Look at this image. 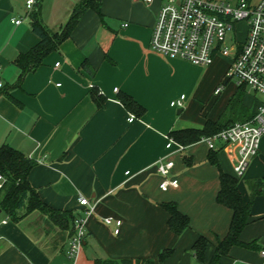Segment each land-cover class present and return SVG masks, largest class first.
<instances>
[{
  "label": "crops",
  "instance_id": "0c3cea01",
  "mask_svg": "<svg viewBox=\"0 0 264 264\" xmlns=\"http://www.w3.org/2000/svg\"><path fill=\"white\" fill-rule=\"evenodd\" d=\"M79 1L36 0L29 10L26 0H0V146L32 159L28 180L51 209L84 216L79 196L94 206L75 257L68 254V231L45 224L46 213L35 210L12 221L0 208V264H94L96 258L209 264L232 218V209L217 201L219 167L234 175L232 149L218 140L210 146L206 138L211 136L181 150L166 143L173 130L201 129L221 116L238 88L228 81L213 94L224 81L228 60L197 65L153 50L152 28L164 0H100L18 82L14 60L39 41L31 13L39 7L43 25L59 31ZM92 87L102 96L100 104ZM121 93L144 113L128 111L118 99ZM181 94L183 107L171 106ZM257 98L248 95L243 101L253 111ZM212 152L218 164L210 162ZM168 160L173 167L167 178L178 183L163 190L156 163ZM237 180L249 214L236 242L214 264H264V134ZM166 202L189 218L180 234L169 228ZM105 217L121 219L118 233ZM200 236L207 240L203 263L192 249ZM164 250L168 253L160 260Z\"/></svg>",
  "mask_w": 264,
  "mask_h": 264
},
{
  "label": "built area",
  "instance_id": "2783aa9c",
  "mask_svg": "<svg viewBox=\"0 0 264 264\" xmlns=\"http://www.w3.org/2000/svg\"><path fill=\"white\" fill-rule=\"evenodd\" d=\"M142 1L149 3L151 0ZM35 3L36 0H26V8L32 9ZM12 22L19 24L21 19H12ZM150 47L169 57L197 65H210L217 57L226 58L228 65L224 81L214 88L213 94L218 95L225 83L232 81L236 87L245 88L246 94L258 97L250 119L232 122L206 138L210 146L212 141L218 140L231 147L233 172L241 177L257 154L264 134V0H237L235 3L225 0H164L152 28ZM185 98V94H181L170 105L183 107ZM134 117L130 114L128 121ZM172 145L179 150L183 148L168 137L166 148ZM172 167L171 160L156 163L157 171L163 176L159 184L163 190L177 186V179L167 178ZM3 181L0 175V188ZM78 203L85 208V215L75 216L72 221L73 234L68 242L71 257L78 255L83 246L86 220L94 210L83 196L78 197ZM103 221L114 225V233L119 232L121 219L105 217ZM261 255L264 258V249Z\"/></svg>",
  "mask_w": 264,
  "mask_h": 264
},
{
  "label": "trees",
  "instance_id": "16d2710c",
  "mask_svg": "<svg viewBox=\"0 0 264 264\" xmlns=\"http://www.w3.org/2000/svg\"><path fill=\"white\" fill-rule=\"evenodd\" d=\"M99 1L80 0L73 7L71 15L59 31H52L43 25L39 7L31 13V28L39 37V41L34 47L20 54L14 60L15 64L20 68L18 82L26 72L33 70L41 64L43 57L48 51L69 35L77 23L80 14L87 8L97 9ZM92 96L100 104L99 100L102 99V96L96 87H92ZM246 96L248 95L245 92V88H237L223 113L216 121L207 120L201 129L186 128L173 130L169 133V137L186 146L199 141L202 137L216 134L232 122L250 119L254 114V110L251 111L245 105L243 100ZM118 99L128 111L134 113L136 116H141L144 113L145 109L128 94L121 93L118 95ZM209 160L214 164H218L213 152L210 154ZM33 164L32 159L23 152L6 144L0 146V175L4 178L0 188V208L4 210L12 221H18L26 214L35 210L46 213L47 221L45 224L50 223L52 226H57L61 231L67 230V237L70 239L73 230L69 225L71 223L72 226L75 216L71 212L53 210L42 202L28 180V175ZM219 170L220 190L217 195V201L232 209L233 213L228 233L218 243L209 264H214L219 255L224 253L229 245L236 242L238 234L246 224L249 214V202L243 200L237 188L238 177L235 174L231 175L224 172L220 167ZM163 206L169 213L168 225L170 230L175 234L183 232L189 226V218L181 213L175 204L171 202L163 203ZM206 245L207 240L203 236L198 237L192 245L196 258L202 263L204 262ZM167 253L168 250L162 251L159 259L165 258ZM94 264H154V262L148 258H123L120 260L96 258Z\"/></svg>",
  "mask_w": 264,
  "mask_h": 264
},
{
  "label": "rangeland",
  "instance_id": "374dc122",
  "mask_svg": "<svg viewBox=\"0 0 264 264\" xmlns=\"http://www.w3.org/2000/svg\"><path fill=\"white\" fill-rule=\"evenodd\" d=\"M241 26H243V25L241 24ZM218 142H220V141H218Z\"/></svg>",
  "mask_w": 264,
  "mask_h": 264
}]
</instances>
